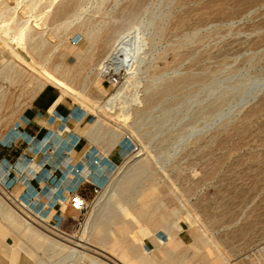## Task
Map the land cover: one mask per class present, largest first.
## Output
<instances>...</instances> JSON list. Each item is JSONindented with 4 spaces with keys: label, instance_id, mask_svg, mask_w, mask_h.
<instances>
[{
    "label": "rangeland",
    "instance_id": "rangeland-1",
    "mask_svg": "<svg viewBox=\"0 0 264 264\" xmlns=\"http://www.w3.org/2000/svg\"><path fill=\"white\" fill-rule=\"evenodd\" d=\"M22 25L28 50L19 56L11 37ZM0 27V140L42 120L54 157L60 149L65 158L48 197L13 189L20 203L0 186V244L14 264H62L71 246L80 252L71 264H148L137 256L146 251L149 264H264V0H0ZM125 50L135 72L123 65L115 88L101 61L124 63ZM45 68L86 94L64 92ZM121 87L109 111L91 108ZM151 183L154 194H144ZM87 188L79 224L68 194ZM101 197L95 228L79 240ZM24 204L34 226L71 246L34 237L20 223Z\"/></svg>",
    "mask_w": 264,
    "mask_h": 264
},
{
    "label": "crops",
    "instance_id": "crops-1",
    "mask_svg": "<svg viewBox=\"0 0 264 264\" xmlns=\"http://www.w3.org/2000/svg\"><path fill=\"white\" fill-rule=\"evenodd\" d=\"M44 101L41 100V106L48 107L49 104ZM43 123L42 120L33 119L12 131L9 137L0 140V175L9 185L16 182L14 189H21L22 193H25L26 188L31 193L37 188H42L43 192H46L44 195L47 196L54 181L50 174L64 170L62 164L65 158L60 149L57 150L54 158L49 157L50 145L47 141L54 137H51L50 132L43 127ZM11 140H14L15 144H11ZM85 149L86 145L83 144L77 150L82 152ZM31 155H37L36 162L31 161ZM66 182L73 183V181ZM24 183L27 184L23 185ZM81 192L87 197L90 190L87 188ZM2 246L0 244V264H14L10 251L3 249Z\"/></svg>",
    "mask_w": 264,
    "mask_h": 264
},
{
    "label": "bare ground",
    "instance_id": "bare-ground-1",
    "mask_svg": "<svg viewBox=\"0 0 264 264\" xmlns=\"http://www.w3.org/2000/svg\"><path fill=\"white\" fill-rule=\"evenodd\" d=\"M39 1V0H38ZM53 1V0H52ZM36 6V5H35ZM34 6V7H35ZM51 6H52V4H51ZM34 10V9H33ZM30 14V13H29ZM77 15V14H76ZM29 17V16H28ZM29 19V18H28ZM30 20V19H29ZM29 22V21H28ZM25 24V23H24ZM23 24V25H24ZM28 24V23H27ZM18 25V24H17ZM22 25V26H23ZM4 27V29H5V31H4V35H5V37L6 36H8L7 34L9 33V30L10 29H8V28H5V26H3ZM7 27H9V26H7ZM1 28V27H0ZM19 30V29H18ZM26 26H23V27H21L20 26V31L18 32V35H16L15 33H13V34H15V36H13L12 35V37H11V39H8V40H11V42L14 44V45H11V47H12V49L14 50V52L16 53V54H18L19 56H22L21 55V52H20V50H18L19 48L20 49H27L26 47H25V45L23 44L24 42H23V40H22V36H24L25 35V33H26ZM30 30V29H29ZM16 31V30H15ZM14 31V32H15ZM3 32V31H2ZM2 32H0V36L1 37H3L2 35H3V33ZM17 33V32H16ZM31 35V34H30ZM29 36V35H28ZM26 37V36H25ZM8 42V41H7ZM27 42V41H26ZM28 50V49H27ZM125 54L124 55H126V56H123V57H121V59H122V61L123 60H125V62L123 63H119L117 60H115L114 62H110V55L111 54H109V55H107L106 56V58L103 60V61H101L102 62V67H106L107 66V68H109V70H119L120 68H123V65H126V67H127V70H130L131 72H135L134 71V69L136 68H134V63H136L135 61H136V59H134L133 58V56L131 55L132 53L129 51H127V50H125ZM27 53V52H26ZM25 60V59H24ZM45 63V62H44ZM43 66V65H42ZM101 65H99V67H100ZM44 69V68H43ZM46 69V68H45ZM46 70H48V69H46ZM50 73H51V75L53 74V77L51 78V81L53 82V83H55L56 85H58V86H60L63 90H64V92H66V93H68V94H73L75 97H80V96H84V94H86L85 92H86V90L83 88L82 90H78V89H76V88H74L71 84H69L67 81H65L64 79H62V78H60L59 76H57L56 74H54L53 72H51L50 70H48ZM47 72V71H46ZM46 72H44L45 73V75H48ZM101 73H103V72H101ZM106 74V73H105ZM84 85V84H83ZM97 87V86H96ZM124 88L125 87H121V89H119L118 91H116L115 93H113V95H111L108 99H106V100H104V101H102V100H99V99H96V98H93L92 100H93V103H94V106H92L91 105V108H93L94 110H96L97 112H99L101 109H108V111H109V107H112V106H114L115 104H116V102H118V101H120V99L122 98V96H123V92H124ZM100 91V90H99ZM125 94V93H124ZM63 96V95H62ZM83 99V98H82ZM59 101V100H58ZM131 101V100H130ZM129 101V102H130ZM90 102V101H89ZM131 103V102H130ZM127 105V104H126ZM123 107H127V106H123ZM130 108V107H129ZM128 108V109H129ZM124 110H126V109H124ZM129 110H131V108L129 109ZM121 112V111H120ZM121 114H122V112H121ZM124 114V113H123ZM126 114V113H125ZM124 114V115H125ZM129 114H130V112H129ZM129 117V116H128ZM103 119L101 118V117H99L98 119H97V121L92 125V127L89 129V133H90V135L92 136V137H96L97 135H98V133L100 132V130H101V128L103 127ZM119 138V137H118ZM77 148V147H76ZM79 149V148H78ZM80 153V152H79ZM78 153V154H79ZM77 154V153H76ZM120 182H121V179L120 180H118V181H116L114 184L112 183L111 185H110V187L111 188H113L114 186H118L119 184H120ZM0 186L4 189V186L2 185V182H1V184H0ZM156 186H158V185H156ZM156 186L154 185V183H151L149 186H147V187H144L143 189H142V192L144 193V194H146V193H151V192H153V194H154V192H155V189H156ZM158 188V187H157ZM109 189V188H108ZM107 189V190H108ZM5 190V189H4ZM106 190V191H107ZM7 191V190H6ZM113 190H111V192H112ZM10 193V192H9ZM115 193V192H114ZM106 193H104L103 195H105ZM152 194V195H153ZM151 195V194H150ZM112 196V195H111ZM18 197V196H17ZM147 198V197H146ZM146 198H144L143 197V199H142V206L144 207V209L145 208H147L148 206H149V200L148 199H146ZM150 198V197H149ZM12 199L14 200V201H16V198L15 197H12ZM2 199H0V201H1ZM115 200V199H114ZM116 200H119V199H116ZM103 201H105L104 199H102V197L100 198V199H98V201L94 204V208H93V212L91 213V215H90V217H89V219H87L88 221H87V223H86V225H85V228H84V233L81 235V237L80 238H78L79 240H85L87 237H88V234H90V232H92L93 231V229L95 228V225L97 224V216H99V214H100V211H101V208L103 207V205L105 204ZM106 201H108V200H106ZM110 201V200H109ZM2 202V201H1ZM9 202V201H8ZM19 202V201H18ZM112 202H114V201H112ZM152 202V201H151ZM116 203H118V202H116ZM115 203V205H117ZM12 205V204H11ZM23 205V204H22ZM0 207H1V205H0ZM2 208V207H1ZM31 208V207H30ZM119 208V207H118ZM8 209V208H7ZM17 209V208H16ZM15 209V210H16ZM6 211V210H5ZM126 211V210H125ZM18 213H20L18 216H20V215H22L23 216V218L20 220V223H21V225H23L26 229H30V232H31V234H33V236L34 237H37V238H39V241L41 242V241H48L50 244H53V245H55V244H65V245H69L67 242H66V240L63 242L62 240H59V238H57L55 235H50L48 232H44V231H41V230H39L38 229V227L37 226H34L33 225V220L34 219H36V217H37V215H35L30 209H28V208H26V207H24V209H23V213L22 212H20V211H17ZM16 212V213H17ZM17 213V214H18ZM145 213H147L146 212V210H140V211H138V213H136V214H134V215H132V221L131 222H129L128 223V225L127 226H125L124 224L125 223H123V228H124V230H128L129 228H131V226L133 225V222H135V221H139V220H141V216L143 217L144 215H145ZM6 216V215H5ZM8 218H10L12 215H11V210H9V212H8ZM21 216V217H22ZM161 216H162V214H161ZM160 216V217H161ZM39 217V216H38ZM115 217H117V215H115ZM148 218H150V215H149V217ZM161 218H163V217H161ZM40 220L42 219V220H44L45 222H46V219H44V218H39ZM164 219V218H163ZM43 223L47 228H49V229H51V227L48 225V224H46V223ZM165 224H167V222H165V221H163ZM83 230V229H82ZM86 234V235H85ZM80 235V234H79ZM71 236H73V235H71ZM65 239H67V238H69V237H67V236H65L64 237ZM63 238V239H64ZM71 238V237H70ZM127 238V237H126ZM172 238V237H171ZM74 239V238H73ZM77 240V239H76ZM135 241V240H134ZM80 244V242H76V245H79ZM104 244L107 246L108 245V241H105L104 242ZM69 246H71V245H69ZM71 250L69 251V253L65 256V258H63V259H65L64 260V262L62 263V264H71V263H76L77 262V259H78V257H80L79 256V254H80V252H79V247L77 248V246H71ZM138 248H139V241L138 242H135V244L133 245V246H131V249L133 250V252H137L138 251ZM179 249V248H178ZM87 250V249H86ZM86 250H84V251H86ZM175 249L173 248V247H170L169 248V254L172 256L174 253H175V251H174ZM104 252H106L105 251V249H104ZM104 252H102L101 254L103 255V256H106V257H108V255L106 254V253H104ZM147 252V251H146ZM146 252H141L140 254L138 253V257L141 259V260H143L144 262H147L148 264L149 263H151V262H156V260H155V258H153L151 255H150V253H146ZM82 254H85V253H82ZM77 255H78V257H77ZM93 256V255H92ZM134 257H131V259L130 260H132ZM184 258V257H183ZM120 261H121V259H120ZM104 262H106V264H112L111 262H109V261H104ZM113 262V261H112ZM169 262H172V260L170 259V261ZM142 263V262H141ZM56 264H61L60 262H58V263H56ZM114 264H118V263H114ZM122 264H126L125 262H123V260H122ZM161 264V263H160Z\"/></svg>",
    "mask_w": 264,
    "mask_h": 264
},
{
    "label": "built area",
    "instance_id": "built-area-1",
    "mask_svg": "<svg viewBox=\"0 0 264 264\" xmlns=\"http://www.w3.org/2000/svg\"><path fill=\"white\" fill-rule=\"evenodd\" d=\"M104 71L106 72L107 76L106 79L116 88L122 86V84L124 83L125 79H126V70H123L122 68H120L119 70H109V68H107V66L105 67ZM20 126H14L13 131L17 130ZM47 142H49V153L50 156L53 158L54 157V153H55V149L52 147L54 141L48 140ZM11 144H15L14 140H11ZM66 155H68L70 153L69 150H65L64 151ZM31 161L36 162L37 161V155H31L30 156ZM54 172H51V175H54ZM29 178V177H28ZM3 180V179H2ZM16 183V182H15ZM9 185L7 184L4 180L2 182L4 188L10 192L13 197L16 198L17 201H20V203H22V201L19 199V197H17L16 195L13 194V189H14V185ZM55 189L58 188V186H54ZM102 188L103 185L101 184H94V193L96 195H100L102 193ZM24 195H32L30 196V199L34 200L35 195L32 194L29 189L26 188ZM68 199L71 201L74 209H76V211L78 212V216H77V220L79 224L83 223V219H84V215L88 212V209L90 207V201L88 200V198L86 196H84L83 194L79 193L78 191H71L68 194ZM24 207L30 209L26 204H24ZM32 211V209H30ZM33 212V211H32ZM52 227H56L55 225H51ZM57 228V227H56ZM61 231H63L64 233H66L64 230L59 229ZM78 264H89L86 261H80Z\"/></svg>",
    "mask_w": 264,
    "mask_h": 264
}]
</instances>
